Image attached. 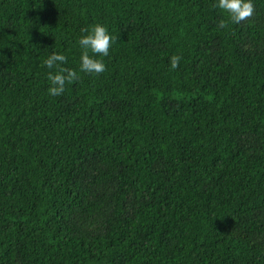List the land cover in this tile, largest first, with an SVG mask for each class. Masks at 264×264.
Here are the masks:
<instances>
[{"label":"trees","instance_id":"1","mask_svg":"<svg viewBox=\"0 0 264 264\" xmlns=\"http://www.w3.org/2000/svg\"><path fill=\"white\" fill-rule=\"evenodd\" d=\"M252 2L234 22L214 0H0V264H264ZM96 23L115 41L86 74ZM57 51L78 78L51 96Z\"/></svg>","mask_w":264,"mask_h":264},{"label":"clouds","instance_id":"2","mask_svg":"<svg viewBox=\"0 0 264 264\" xmlns=\"http://www.w3.org/2000/svg\"><path fill=\"white\" fill-rule=\"evenodd\" d=\"M214 7L228 13L230 19L239 22L253 14L252 0H214ZM220 27L224 22H220ZM86 34L78 37V45L82 49L79 57V71L86 74H100L106 70V65L100 57L109 55V50L115 41L106 26L100 23L91 25L88 29H82ZM91 53V54H90ZM180 57L172 55L169 58L170 68L178 67ZM66 60L63 52H53L43 59L42 64L52 70L47 73L50 86L47 91L51 96H59L64 92L65 83H71L78 78V73L72 68L62 67Z\"/></svg>","mask_w":264,"mask_h":264}]
</instances>
